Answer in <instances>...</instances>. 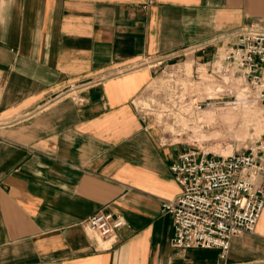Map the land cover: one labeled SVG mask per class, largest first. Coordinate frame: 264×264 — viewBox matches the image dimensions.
Masks as SVG:
<instances>
[{"label": "crops", "instance_id": "obj_1", "mask_svg": "<svg viewBox=\"0 0 264 264\" xmlns=\"http://www.w3.org/2000/svg\"><path fill=\"white\" fill-rule=\"evenodd\" d=\"M250 24L264 0H0V264H264V207L225 256L171 245L181 145L133 103L150 61H203ZM99 210L125 219L112 242L81 225Z\"/></svg>", "mask_w": 264, "mask_h": 264}, {"label": "built area", "instance_id": "obj_2", "mask_svg": "<svg viewBox=\"0 0 264 264\" xmlns=\"http://www.w3.org/2000/svg\"><path fill=\"white\" fill-rule=\"evenodd\" d=\"M169 62L150 61L153 68L163 65L164 70L170 71L166 72L164 84L151 80L133 102L141 120L146 122L150 118L156 127L154 110L150 108L156 87L166 90L161 105L168 118L193 121L197 117L199 120L202 111L199 84H193V74L188 72L186 61ZM194 62H197L195 77L199 82V61ZM207 64L210 65L209 82H217L209 85H243L241 90L248 91L264 107L263 27L250 24L239 28L235 40L216 50ZM146 89L150 91L144 94ZM160 139L164 143L172 142L161 133ZM175 143L181 148L170 169L180 192L161 203V211L173 219L170 243L178 248H218L221 256H225L232 236L255 231L264 207V132L254 145L229 155L210 154L193 141ZM124 224L121 214L101 210L81 222L111 242Z\"/></svg>", "mask_w": 264, "mask_h": 264}, {"label": "rangeland", "instance_id": "obj_3", "mask_svg": "<svg viewBox=\"0 0 264 264\" xmlns=\"http://www.w3.org/2000/svg\"><path fill=\"white\" fill-rule=\"evenodd\" d=\"M207 61L209 58L199 60V82L195 77L197 62H185L188 72L192 71L193 84H199V104L201 103L202 108L199 120L197 117L193 121L168 118V113L161 105L166 90L156 87V92L153 91L151 95L154 104L150 105L154 110L156 128L168 141H193L213 155H229L246 150L254 145L264 132V107L253 100L248 91L241 90L243 85H209L217 82H209L210 65ZM169 63H180V60H170ZM155 69L152 82L164 84L169 68L164 70L165 66L161 65ZM207 87L209 89H206ZM215 87L219 89L216 90ZM149 91L146 89L144 94ZM183 126L185 131L182 130Z\"/></svg>", "mask_w": 264, "mask_h": 264}]
</instances>
